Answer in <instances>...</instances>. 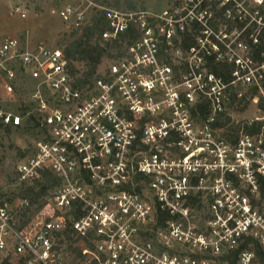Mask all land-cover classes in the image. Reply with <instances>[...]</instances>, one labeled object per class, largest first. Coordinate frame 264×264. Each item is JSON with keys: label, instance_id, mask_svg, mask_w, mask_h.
<instances>
[{"label": "built area", "instance_id": "built-area-1", "mask_svg": "<svg viewBox=\"0 0 264 264\" xmlns=\"http://www.w3.org/2000/svg\"><path fill=\"white\" fill-rule=\"evenodd\" d=\"M211 5L227 7V22ZM100 10L103 40L139 36L92 86H75L60 47L0 44V98L26 91L29 106L1 105L0 123L33 114L40 133L18 181L60 178L25 226L0 204V253L14 264H69L73 251L85 264H264V138L232 142L214 127L264 102V0H177L159 14L90 2L59 14L73 29ZM209 57L231 65L229 78Z\"/></svg>", "mask_w": 264, "mask_h": 264}, {"label": "rangeland", "instance_id": "rangeland-1", "mask_svg": "<svg viewBox=\"0 0 264 264\" xmlns=\"http://www.w3.org/2000/svg\"><path fill=\"white\" fill-rule=\"evenodd\" d=\"M177 0H134L136 9H142L159 14L170 8ZM181 1V0H179ZM90 2H101L108 8L117 10L127 9L126 0H0V44L6 38H17L24 44L34 45L39 42L50 46L60 47V43L67 39L71 28L60 16L59 11L68 4L85 9ZM20 9V11H18ZM25 13V16H22ZM70 27V28H69ZM105 65L110 63L106 60ZM103 69V67H102ZM15 97L12 100L2 99L1 105L12 111H16L20 106H28L27 94ZM21 100V101H20ZM260 107L261 110L259 109ZM264 102L259 100V104H250L246 111L235 112V120H252L264 115ZM39 129L23 122L20 128H12L9 132L0 129V204H7L17 224L30 222L42 215L45 211L47 196L40 200V204L34 205L29 211L22 205V200L18 197L20 183L17 177V165L27 156L19 155V149L27 153L31 150L39 139ZM75 243L73 242L72 245ZM68 247H73L68 243ZM8 254L0 253V260L6 258ZM12 258V257H11ZM14 259L12 258V261ZM69 264H85L79 261L77 252L73 251Z\"/></svg>", "mask_w": 264, "mask_h": 264}, {"label": "trees", "instance_id": "trees-1", "mask_svg": "<svg viewBox=\"0 0 264 264\" xmlns=\"http://www.w3.org/2000/svg\"><path fill=\"white\" fill-rule=\"evenodd\" d=\"M116 4L120 3V0H116ZM127 9H136L134 0H126ZM211 10L215 13V16H220L223 21L227 22L225 17V11L227 7L217 8L215 5L210 6ZM110 27L109 20L105 11H98L92 18L90 24L85 26L75 27L69 34V40L64 39L60 43V48L63 50L66 58L69 61V67L72 76L75 78L76 87H86L87 85H93L96 79L99 77L98 70L100 66L106 60H112L115 54H118L125 46L131 43L133 38L139 36L135 29H129L128 32L122 33L117 39L103 40V32ZM127 43V44H125ZM208 69L224 78H229L231 73V65L227 63L216 62L213 58L207 59ZM254 94H258V90L254 89ZM261 99L263 95H261ZM20 99V97H19ZM21 101V100H20ZM2 99L0 98V108ZM262 108V107H261ZM23 112L26 113L28 108L21 106ZM20 109V110H21ZM264 109V108H263ZM206 113V110L203 109ZM35 116L31 114L29 116L28 125L35 124ZM215 128L223 130V134L228 137L229 140L235 142L241 133L249 135H257L264 138V121L259 120H245L240 122H232L227 116L221 117L214 125ZM20 128V127H18ZM0 129L10 131L12 128L9 126H3L0 123ZM31 154V150L23 152L19 149V155L24 157L26 154ZM260 188L264 192V178H260ZM60 183V178L51 170L44 171L41 178L33 185L20 184L18 197L22 200H27L28 204H25L26 210H30L34 205H38L40 200L46 196H49L52 191ZM3 204V203H2ZM26 222L21 223V227L25 226ZM70 242V240L68 241ZM72 245V244H71ZM24 262H22L23 264ZM0 264H14L11 257H6L0 260Z\"/></svg>", "mask_w": 264, "mask_h": 264}]
</instances>
